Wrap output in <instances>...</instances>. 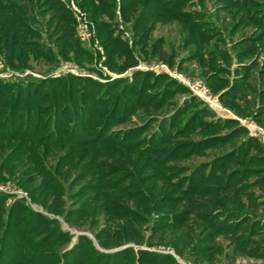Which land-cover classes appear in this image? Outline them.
<instances>
[{
	"label": "trees",
	"instance_id": "16d2710c",
	"mask_svg": "<svg viewBox=\"0 0 264 264\" xmlns=\"http://www.w3.org/2000/svg\"><path fill=\"white\" fill-rule=\"evenodd\" d=\"M197 2L80 0L79 5L96 25L99 38L106 37L104 40L110 44L107 46L108 68L125 73L138 65L137 54L147 61L156 58L171 69L182 64L176 47L172 46L169 51L165 37H153L162 16L189 22L187 28L192 38L187 39L192 45L213 39V35H209L211 30L219 31L213 21L207 20L205 14L186 11L195 4L204 6L205 1ZM213 2L219 16L225 13L234 22L230 35L241 32L244 37L232 46L238 59L236 67L232 68V57L223 50L220 55L227 67L210 62V66L217 68L210 79L216 82L221 74H233L231 82L224 77L221 80L225 84L220 87L221 100L232 103L238 114L252 115L264 126V0ZM118 18L130 26L131 45L122 38ZM29 36L36 40L23 45L21 40ZM33 45L36 49L56 48L64 61L83 55L72 13L60 0H0V52L22 59V53L29 50L26 59H39ZM195 54L196 51L190 58ZM259 55L262 66L255 72ZM249 59L252 61L247 63ZM48 85L55 92L54 96L39 93ZM30 89L35 101L26 100L22 92L12 101L6 116L0 118V176L3 171L15 170L14 177L20 185L49 212L62 215L70 224L86 226L89 223V231L102 248L130 242L141 245L144 240L134 223V214L129 213L127 218H132L129 221L122 216L127 233L112 238L111 244L105 243L111 226L121 224L114 218L101 219L110 205L118 203L110 201L116 193L124 196L127 203L123 204L128 206L129 212H132L130 206L135 205H146L149 210L159 203L173 204L177 209L155 218L147 217L145 224L155 232L160 224L186 226L185 232L198 221L204 242L220 250V242L226 241L236 256L249 254L254 250L255 238L264 236L263 144L236 121L215 119L193 96L182 103L174 102L173 96L189 92L177 81L164 74L140 71L131 79H118L107 85L67 75L38 81ZM144 108L163 115H152L141 128L117 130L119 125L131 122L133 116H139V110ZM141 138L144 140L140 142ZM105 140L130 145L140 142L145 156L165 151L159 161L165 174L152 175L148 179L150 187H145V195L149 191L154 196L151 199L148 195L150 199L145 198L148 202L136 201L138 195H129L127 190L136 185L135 190L140 191L144 180L122 184L121 188L113 186L116 182L113 176L123 167L119 169L117 160L112 158L124 151H116V145ZM196 158L205 161L194 164ZM152 167L153 164L148 169ZM92 195L98 197L91 198ZM228 198L234 199L233 207L226 201ZM12 208L7 227L0 233V264L10 260L13 264H135L130 263L133 259L140 264H156L148 261L149 256L162 264H175L168 255L143 250L137 255L132 248L104 253L92 247L91 240L84 236L62 256L50 253L57 235H60L58 241L64 237L59 228L54 227L55 223L33 215L25 224L20 221L22 229L15 233L12 227L16 224L17 205ZM37 221L41 223L36 232L56 229L29 243L31 234L36 235L31 229ZM101 223L109 227L104 229ZM182 244L181 250L179 243L175 247L179 254L187 249ZM258 258L264 260V253Z\"/></svg>",
	"mask_w": 264,
	"mask_h": 264
},
{
	"label": "rangeland",
	"instance_id": "374dc122",
	"mask_svg": "<svg viewBox=\"0 0 264 264\" xmlns=\"http://www.w3.org/2000/svg\"><path fill=\"white\" fill-rule=\"evenodd\" d=\"M60 1L72 13L75 21L76 38L81 43L83 55L80 56L79 59H75L73 56H71V60L64 61L59 58L58 50L56 48L54 49L53 47V49H51L41 46L40 48L38 47L36 49L34 45V51H38L37 55L39 56V59H26L25 54L29 50H26L25 53H22V59H15L12 58L11 55H6L0 52V118H4L6 116L12 101L16 99L17 95H21L22 92H24V97L26 100L29 99L30 101H35V99L32 97L33 92H31L30 87L32 84H35L38 81L73 75L79 78H87L96 83L107 85L118 79H131L135 72H152L159 75H167L170 79L177 81L179 84L188 89V93H181L173 96L171 99L174 102L182 103L185 101V98L193 96L199 102H201L203 107H207L210 112L213 113L215 119H231L236 121L241 127H244L247 130L250 136L256 138L262 143L260 138L254 136V134H252L245 124L248 123L255 125L263 131L264 126L255 120L252 115L238 114L235 111L234 105L232 103L221 100L222 91L220 87L225 86L224 82L221 80L224 77L231 82L233 79V74H221L219 76L220 80L216 79V82L210 79V77H213L215 69H217L215 65L210 66V62L215 61L217 65L222 66L223 68L227 67L220 55V52L223 50H227L230 53V56L232 57V68L236 67L238 59L235 57L236 50H232V46L235 42L241 40V38L244 37L241 32L236 35H230L234 22L231 20L229 15L225 13L219 16V12L213 0H203L205 1L204 6L195 4V6H189L186 10L191 11V13H202L201 15L205 14L207 15V20L210 19L213 21L215 28L219 30H211L209 35H213V39H208L205 43L200 45H192L190 44V40L187 39L189 36L192 38L190 33L191 30L187 28L189 26V22L177 17L163 18L162 16V21H159L156 25V30L153 33V37H165L167 40L166 48L169 51L171 50L172 46L176 47L179 52L178 60L180 62L183 60L182 64L180 65L179 63V66L171 69L164 62L159 61L156 58L147 61L144 60L140 54H137L139 62L138 65L125 73H116L108 68L107 46L110 44L106 43V40H104L106 37L102 40L99 38L97 27L90 20L87 13L80 7V0ZM197 1L198 0H194L195 3ZM116 22L118 23L117 27L119 30L123 32V40L129 42L131 45L133 40L130 26L123 24L120 18L116 19ZM79 23L87 25V28L84 30L83 34L79 33L78 31ZM199 23L202 25L201 22ZM114 26L113 29L115 28ZM208 28L210 29V27ZM208 28L206 29L208 30ZM32 40L36 39L29 36L27 38H23L21 41L23 45L26 43L28 46V41ZM246 47L250 48L248 45ZM195 51L197 54L194 56L197 58H190L191 55L195 53ZM6 52L8 53L10 51ZM257 59H259V61L256 63L255 72L262 66L261 55H259ZM184 60H186V62H184ZM251 61L252 59H249L247 60V63H250ZM190 86H200L202 90L207 91L208 100L201 98L198 93H195L190 88ZM39 93L41 95H44V93H48L50 96L55 95V92H53V89H51L49 85L46 88L41 89ZM138 113L139 116H133L131 122L119 125L117 130L123 132L126 129H135L138 127L141 128L152 115L156 114L157 116L159 115V117L163 115L162 113L158 114V112L155 110H148L147 108L139 110ZM143 140L144 138H141L140 142ZM105 141L106 143L116 145V151H124L123 153H120L119 156L112 158L117 160L116 166L119 167V169H122L123 167V169L120 170V173L113 176L115 177L114 180H116L115 185L113 186L121 188L123 187L122 184L127 185L133 183L135 180H144L145 182L142 185L143 188H139L140 191L137 189L135 190L136 185L129 186L127 189L129 190V195H138L136 201H140L141 199L149 197L152 199L154 196H152L149 191H146L145 195V187H150L148 184V179H150L149 177H152V175L157 176L165 174V171L162 169L159 163V161L162 159V156L165 155V151L162 154L155 153L153 155L145 156L141 153L143 150L140 149L142 144L140 142L137 145H130L121 143L118 140H112L111 142L108 140ZM5 151H8V149ZM203 160L205 161L203 158H196L193 162L195 164ZM151 164H153V167L148 169ZM155 164H158V166H154ZM127 167H131L132 169ZM14 171L15 170L3 171L2 175L0 176V233H2V231L7 227L5 224L7 223V218L9 219L10 212L13 210L12 207L17 205L14 219L16 224L15 227H12V230L15 233L22 229V226H20V221L22 223L24 222L23 224H25L30 218H32L33 215H38L40 220L43 218L48 222H54L56 225L54 227L59 228L60 233L64 237L61 238L62 240L58 241L60 235H57L56 241L58 242L55 241L54 245L49 248L50 253H60L62 256L69 250H72L79 243L80 237L84 236L91 240L92 247L101 252L109 254L132 248L137 255L140 250L148 251L158 255H168L173 258V262H175V264H264V260L258 258L259 254L264 253V236L262 235H259L255 238L254 250L249 252V254L244 257L236 256L233 253V249L228 246L229 244L226 241L220 242V250H217V248L212 249V244L204 242V235L199 228L200 224L198 221L187 228L185 232H183V229H185L186 226L167 227L163 224H160L158 231L155 232L149 224H145L147 217L155 218L159 214L162 215L166 212L170 213L171 210L177 209L173 204L168 203L163 205L159 203L157 204V207L150 206L149 210H147L146 205L141 207L135 205L130 206V208H132L130 211L132 212H129V209L127 208L128 206L124 205L127 202H124V196L120 193L113 194V196L110 198V201H116L118 203L110 205L108 207V212L105 213V216L102 215L101 217V219H104L103 217H106L107 219L114 218L116 222L118 221L117 223H121L120 225H116L114 223V225L111 226V232L108 235L107 241L105 243L111 244L113 241L112 238H115V236L119 237V235L127 233V225L125 222H123L124 220H122V216L129 221V219H132L127 218V216L130 215L129 213L134 214V219L136 218L134 223L141 231L144 240L141 245H136L130 242L112 248H102L94 234L89 231V223H87L88 225L86 226H79L72 223L70 224L66 222L62 215L49 212L47 208L43 206L41 201L36 200L34 196H31L27 189H24L20 185L17 178L14 177ZM141 193L143 194L141 195ZM139 195L142 197L139 198ZM148 195L149 197H147ZM90 197L95 198L98 196L92 195ZM233 200L234 199L232 198L226 199L228 204H230L232 207L235 205ZM40 223L41 222L37 221V225L35 227L32 226L33 229L31 230H33L36 235L33 236L31 234L30 237L32 238V241L29 243L36 241L38 237H42L49 231L56 229L51 228L49 230L36 232ZM101 225L102 227L105 226H103L102 223ZM107 227H109V225L105 226L104 229ZM178 243L180 245V250L181 243H183L182 247L184 245L187 246V249L184 250L183 254H179L175 249ZM149 257L150 259L148 261L156 264H162L154 257ZM11 262L12 261L10 260L5 264H13ZM131 262L140 264L136 259L131 260L130 263ZM17 264L22 263L19 262Z\"/></svg>",
	"mask_w": 264,
	"mask_h": 264
},
{
	"label": "built area",
	"instance_id": "2783aa9c",
	"mask_svg": "<svg viewBox=\"0 0 264 264\" xmlns=\"http://www.w3.org/2000/svg\"><path fill=\"white\" fill-rule=\"evenodd\" d=\"M87 28V25H83L81 23H79V33H84V30ZM83 37V36H82ZM190 88L195 92L198 93V95H200L201 98H204L205 100H208V94L207 91H204L201 89L200 86H190ZM245 124V123H244ZM245 126L252 132V134H254V136H257L258 138H260V140L262 141L263 145H264V131L260 128H258L255 125H251V124H245Z\"/></svg>",
	"mask_w": 264,
	"mask_h": 264
}]
</instances>
